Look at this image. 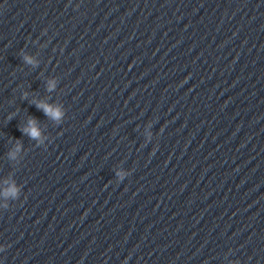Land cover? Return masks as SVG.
Here are the masks:
<instances>
[{"label":"clouds","instance_id":"clouds-1","mask_svg":"<svg viewBox=\"0 0 264 264\" xmlns=\"http://www.w3.org/2000/svg\"><path fill=\"white\" fill-rule=\"evenodd\" d=\"M23 60L26 64L36 66L37 61L34 60L31 56L25 55L23 57ZM57 82L55 79H50L47 83V90L48 91H54L56 89ZM27 97V94L25 93V98ZM35 103V106L42 110L44 115L47 116L49 119L55 121L57 124H61L64 120V117L66 116V110L64 106L57 105L54 103H48L46 101H33ZM20 131L27 135L30 139L35 140L38 142V144L44 143V137H42L41 130L39 128L38 122L34 117H29L27 124L25 126H22L20 128ZM23 145L22 142H17L15 151L9 152V158L15 159L17 153H19L22 149ZM126 175H131V173H124V172H117V177L120 181H123L125 179ZM19 189L15 185V183H12L8 186V188L4 191V196L8 197L11 196L13 198H16L18 195Z\"/></svg>","mask_w":264,"mask_h":264}]
</instances>
